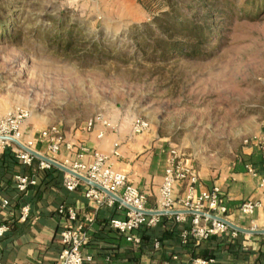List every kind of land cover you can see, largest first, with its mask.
<instances>
[{
    "label": "rangeland",
    "instance_id": "obj_1",
    "mask_svg": "<svg viewBox=\"0 0 264 264\" xmlns=\"http://www.w3.org/2000/svg\"><path fill=\"white\" fill-rule=\"evenodd\" d=\"M243 1L212 13L207 57L150 60L139 43L158 18L174 6L198 20L200 0H0V18L18 13L16 39L0 30V117L23 108L42 130L142 118L192 160L232 161L264 120V8L246 16Z\"/></svg>",
    "mask_w": 264,
    "mask_h": 264
},
{
    "label": "crops",
    "instance_id": "obj_2",
    "mask_svg": "<svg viewBox=\"0 0 264 264\" xmlns=\"http://www.w3.org/2000/svg\"><path fill=\"white\" fill-rule=\"evenodd\" d=\"M22 131L23 141H33L35 151L54 156L59 163L70 159L90 162L94 151L108 155L112 167L125 172L130 183L147 195V208L156 210L158 207L169 147L155 129L150 127L147 132L134 134L131 121L125 119L110 126L97 122L91 129L86 126L61 129L65 142L53 155L48 151V142L41 138L42 129L25 122ZM262 132L264 120L245 139ZM83 148L88 149L87 152L83 153ZM193 163L200 178L199 190L215 185L222 188L228 207L227 218L232 223L247 229H264V208L257 209L252 215H245L240 210L245 200L261 196L258 178L246 168L251 165L264 175L261 150L244 143L232 161L222 159L219 164L193 158ZM20 173L29 174L37 181L24 194L16 189L15 177ZM65 174L55 165L52 169L40 168V158H36L31 166L24 165L12 147L3 149L0 145V223L8 221L12 225V229L0 238V264H56L63 247L60 232L68 222L58 211L60 205L74 206L78 211V223L94 217L88 230L89 243L83 248L84 256L93 259L86 264H189L195 257L208 256L216 257L217 264H264V233L239 231L237 237L224 233L204 242L195 239L194 243L184 244L179 232L190 227V216L185 223L177 220L175 223L171 214L161 215L160 224L154 227L155 235L162 238L159 248L147 239L138 251L136 243L108 226L110 219L125 216V209L120 210L117 206L96 208L85 196L87 185L71 192L65 188ZM185 187L184 183L178 185L177 195L183 194ZM4 199L10 201L7 210L1 208ZM25 204L31 207L30 215L19 220L21 206ZM133 235L140 238L143 231H135Z\"/></svg>",
    "mask_w": 264,
    "mask_h": 264
},
{
    "label": "built area",
    "instance_id": "obj_3",
    "mask_svg": "<svg viewBox=\"0 0 264 264\" xmlns=\"http://www.w3.org/2000/svg\"><path fill=\"white\" fill-rule=\"evenodd\" d=\"M29 117V111L23 108H18L0 117V137L10 136L16 140H20L26 147L34 150L33 141L25 142L22 140L23 122ZM133 124L132 131L134 134H140L149 131L150 123L148 120L138 118ZM97 122L110 126L111 123L102 118L90 120L86 127L91 129ZM41 138L48 142V151L50 154L57 153L62 144L65 142L61 129L52 125L43 129L40 133ZM101 136V135H100ZM245 144H250L262 151L264 157V132L255 135L252 138H247ZM1 148L12 147L16 157L27 166H31L37 156L26 150L21 145L13 141L0 139ZM68 148L71 145H67ZM83 153L88 149L83 148ZM83 153L80 154L83 157ZM167 161L165 166V174L160 185V191L157 199L158 207L156 210L180 212L174 213V218L180 223L187 222V217L190 216L191 225L189 228L181 231L180 237L184 244L190 239L195 238L197 241L207 240L215 235H223L230 233L232 236H239V231L233 228L228 223L227 213L228 207L225 202L222 188L218 185L210 189L199 190L200 178L197 169L190 156H187L177 146H171L167 151ZM94 158L90 162L82 160H66L61 163L65 167L85 177L86 182L74 173L65 171L64 186L66 189L76 191L80 186L87 185L85 196L89 199L96 208L105 206H117L120 210L125 209V216L122 218L110 219V226L121 235H125L130 241L139 244L141 238H137L133 233L139 230L142 226L155 227L160 221V214L148 215L144 212L147 210V195L139 188L133 186L128 178V175L123 171L115 170L109 163V156L100 152H93ZM48 156V155H45ZM54 159V156H48ZM53 165L40 158V168L50 169ZM249 173L258 178V186L261 190V196L257 199H247L241 206L240 210L245 215H252L259 208H264V175L247 165ZM16 189L19 192H25L29 186L37 184L35 178L27 174L17 175L15 177ZM184 183L185 192L177 195V187ZM117 195L121 201H118L114 196L110 195L106 190ZM10 201L4 199L1 203V208L4 210L9 205ZM149 210V209H148ZM155 210V211H156ZM59 213L67 217L68 222L60 232V239L63 247L58 254V262L56 264H86L93 258L92 256H84L83 248L89 243V227L94 223V217L90 216L84 222L78 223V211L74 206H59ZM31 207L28 204L22 205L20 209L19 220H25L29 217ZM12 229L9 222L0 223V238H3ZM160 241L155 242V248H159ZM177 258V255L174 256ZM189 264H216L214 257H195L191 259Z\"/></svg>",
    "mask_w": 264,
    "mask_h": 264
},
{
    "label": "trees",
    "instance_id": "obj_4",
    "mask_svg": "<svg viewBox=\"0 0 264 264\" xmlns=\"http://www.w3.org/2000/svg\"><path fill=\"white\" fill-rule=\"evenodd\" d=\"M235 2L236 0H200V3H202L205 7V11L201 18H199L198 20L192 17L193 15L191 16L186 12H184V14L178 13L179 8L175 10L174 6H172L171 11H168L167 13L163 14V16L161 18H158L157 20L161 27V31L157 33L154 30L149 29V34H153L154 32L157 34H155L156 36L153 37L151 42L148 40V38L144 37L143 42L139 43V50H145L144 53H146V55L148 56L147 58H149L150 60L155 58L165 59L173 55H183L202 60L203 58L209 55V53L211 52L210 50L212 49L211 44L214 37V20L212 13L216 11L217 14H226L228 12L227 8L229 7L230 10L234 8ZM242 8L244 15L251 16L247 14H251L255 10L260 11L264 8V0H244ZM250 9L253 10L250 11ZM174 13L176 14L174 15ZM16 15H18V13H15V15L9 13L6 17L10 20H13ZM6 17L4 19L0 18V30L3 34H6L8 38L16 39L18 32L14 33L12 31L10 23L6 21ZM66 30L69 31V33L73 32L70 27L66 29L58 27L57 34L54 35V38L56 39L57 43L61 47H65V49L71 47L73 43L70 40L65 42L63 38L64 35H59L58 33H62V31ZM98 47V45H95V48ZM52 168H54V165L50 169ZM27 190L21 193L24 194L27 192ZM9 206L10 203L5 210H7ZM175 221L176 220H174V222ZM159 224L160 222L156 226H158ZM108 226L111 227L110 222ZM186 228L188 227H184L180 230L179 237L181 231ZM140 230L143 231V235L140 237L141 241L139 244H137L136 250L140 251L145 245V240L147 239L152 244H155L157 240H159L160 243L162 242V238L158 236V234L155 235L154 227H148L147 225H144L137 231L139 232ZM210 238H207V240ZM180 240L182 241V238H180ZM207 240H203L201 242ZM194 242L195 238L190 237L186 244ZM214 258L216 259L217 264V258Z\"/></svg>",
    "mask_w": 264,
    "mask_h": 264
},
{
    "label": "water",
    "instance_id": "obj_5",
    "mask_svg": "<svg viewBox=\"0 0 264 264\" xmlns=\"http://www.w3.org/2000/svg\"><path fill=\"white\" fill-rule=\"evenodd\" d=\"M0 139H6V140H10V141H13L14 143L18 144V145H21L22 147H24L26 150H28L29 152H31L34 156H37L39 158H42L44 160H47L49 161L52 165H55V166H58L59 168L63 169L64 171L66 172H69V173H74L75 175H77L78 177H80L81 179L85 180L86 182H90L91 184H94L96 185L95 183H93L92 181L90 180H87L85 177H83L82 175L78 174L77 172H74L72 171L71 169L65 167L64 165H62L61 163H59L58 161L54 160V159H51L49 158L48 156H45L43 155L42 153H40L39 151H35V150H32L28 147H26L20 140H16L14 139L13 137H10V136H2L0 137ZM97 186V185H96ZM98 187V186H97ZM100 188V187H99ZM100 189H103V188H100ZM104 190V189H103ZM106 190V189H105ZM104 190V191H105ZM110 195L114 196L118 201H121V199L115 195L114 193L106 190ZM144 212L148 215H156V214H160V215H164V214H171L173 215L174 213H178L180 211L178 210H173V211H163V210H144ZM228 223L233 227L235 228L236 230L238 231H244V232H247V233H252V234H258V233H264V229H258V230H254V229H247V228H243V227H239L237 225H235L234 223H232L230 220H228Z\"/></svg>",
    "mask_w": 264,
    "mask_h": 264
},
{
    "label": "bare ground",
    "instance_id": "obj_6",
    "mask_svg": "<svg viewBox=\"0 0 264 264\" xmlns=\"http://www.w3.org/2000/svg\"><path fill=\"white\" fill-rule=\"evenodd\" d=\"M4 116V115H3Z\"/></svg>",
    "mask_w": 264,
    "mask_h": 264
}]
</instances>
